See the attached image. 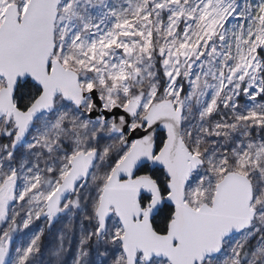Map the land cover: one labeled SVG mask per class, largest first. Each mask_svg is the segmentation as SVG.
<instances>
[{
	"label": "snow or ice",
	"instance_id": "1",
	"mask_svg": "<svg viewBox=\"0 0 264 264\" xmlns=\"http://www.w3.org/2000/svg\"><path fill=\"white\" fill-rule=\"evenodd\" d=\"M0 264H264V0H0Z\"/></svg>",
	"mask_w": 264,
	"mask_h": 264
},
{
	"label": "rangeland",
	"instance_id": "2",
	"mask_svg": "<svg viewBox=\"0 0 264 264\" xmlns=\"http://www.w3.org/2000/svg\"><path fill=\"white\" fill-rule=\"evenodd\" d=\"M58 226H59V225H57V227H58ZM51 231H53V232H54V231H55V229H52Z\"/></svg>",
	"mask_w": 264,
	"mask_h": 264
}]
</instances>
